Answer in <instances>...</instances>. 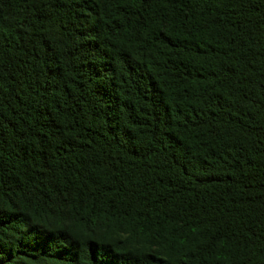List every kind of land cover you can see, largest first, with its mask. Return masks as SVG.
<instances>
[{
  "label": "trees",
  "instance_id": "trees-1",
  "mask_svg": "<svg viewBox=\"0 0 264 264\" xmlns=\"http://www.w3.org/2000/svg\"><path fill=\"white\" fill-rule=\"evenodd\" d=\"M0 264H264V0H0Z\"/></svg>",
  "mask_w": 264,
  "mask_h": 264
}]
</instances>
